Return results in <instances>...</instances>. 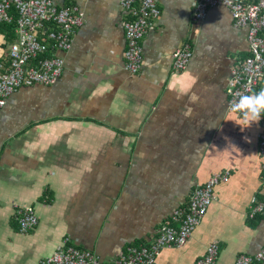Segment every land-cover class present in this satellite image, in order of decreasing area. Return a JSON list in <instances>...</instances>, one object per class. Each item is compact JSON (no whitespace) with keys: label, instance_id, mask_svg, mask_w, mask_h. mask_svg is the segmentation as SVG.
Returning <instances> with one entry per match:
<instances>
[{"label":"crops","instance_id":"crops-1","mask_svg":"<svg viewBox=\"0 0 264 264\" xmlns=\"http://www.w3.org/2000/svg\"><path fill=\"white\" fill-rule=\"evenodd\" d=\"M54 1L78 5L86 23L63 55L61 81L21 87L0 113V264H40L66 238L111 261L154 242L197 186L225 172L202 224L158 264H198L212 242L216 264L257 255L264 217L250 214L264 201L263 117L243 128L227 112L230 69L250 56L248 29L223 6L195 24L199 0H161L162 19L143 39V69L132 77L121 0ZM6 34L0 28V63ZM186 44L191 62L175 72L173 56ZM16 206L39 217L25 235Z\"/></svg>","mask_w":264,"mask_h":264},{"label":"built area","instance_id":"built-area-1","mask_svg":"<svg viewBox=\"0 0 264 264\" xmlns=\"http://www.w3.org/2000/svg\"><path fill=\"white\" fill-rule=\"evenodd\" d=\"M160 3L161 0H121V7L127 14L123 21L127 38L125 68L132 77H137L143 69V39L159 26L162 19ZM219 6L230 11L237 27L248 29L250 51L247 59L239 60L230 69L228 108V104L241 94L263 89L264 0H199L193 11V22L202 23L208 12ZM0 22L13 24L15 33L8 59L0 63L1 113L7 99L21 87L33 84L54 86L61 81L66 64L63 55L74 49L77 33L86 23V14L78 5L61 7L54 0H0ZM192 55L190 44L178 50L173 56L174 71L186 70ZM259 139L264 162V117ZM229 179L230 173L225 172L197 186L189 204L174 212L171 222L163 226L151 244L130 246L122 255L105 262L93 250L82 248L71 238H66L57 252L40 264H158L165 249L181 248L188 243L215 201L216 187ZM16 207L20 233L25 235L38 225L39 217L31 206ZM260 216L264 217V201L255 204L250 214L252 219ZM218 255L219 245L212 242L198 264H216ZM263 263L264 248L253 257L240 256L235 264Z\"/></svg>","mask_w":264,"mask_h":264},{"label":"clouds","instance_id":"clouds-1","mask_svg":"<svg viewBox=\"0 0 264 264\" xmlns=\"http://www.w3.org/2000/svg\"><path fill=\"white\" fill-rule=\"evenodd\" d=\"M198 97L193 94L189 97V102L194 103ZM228 113H236L241 117V122L237 123L243 128L245 125L250 127L252 124H258L262 117H264V89L252 94H241L237 100L228 104ZM186 117L191 116L192 109L188 108L183 113Z\"/></svg>","mask_w":264,"mask_h":264},{"label":"trees","instance_id":"trees-1","mask_svg":"<svg viewBox=\"0 0 264 264\" xmlns=\"http://www.w3.org/2000/svg\"><path fill=\"white\" fill-rule=\"evenodd\" d=\"M68 6H70V5H68ZM0 28H1V31H4L5 33H7L6 34L7 35V38L12 43L15 40V33L13 31L14 25L13 24H8V23H2V22H0ZM36 214H37V212H36ZM18 224H19V230H20V222H19V219H18ZM134 246H138V245H134Z\"/></svg>","mask_w":264,"mask_h":264},{"label":"rangeland","instance_id":"rangeland-1","mask_svg":"<svg viewBox=\"0 0 264 264\" xmlns=\"http://www.w3.org/2000/svg\"><path fill=\"white\" fill-rule=\"evenodd\" d=\"M6 43V42H5ZM10 44H11V42H8L7 43V50H9L10 49ZM21 207V206H20Z\"/></svg>","mask_w":264,"mask_h":264}]
</instances>
